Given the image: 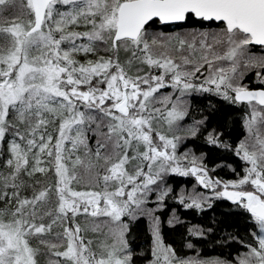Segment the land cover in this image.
<instances>
[{"label": "snow or ice", "instance_id": "1", "mask_svg": "<svg viewBox=\"0 0 264 264\" xmlns=\"http://www.w3.org/2000/svg\"><path fill=\"white\" fill-rule=\"evenodd\" d=\"M204 94L243 109L241 138ZM216 201L247 221L227 252L197 248L211 225L165 242ZM0 264H264V0H0Z\"/></svg>", "mask_w": 264, "mask_h": 264}, {"label": "trees", "instance_id": "2", "mask_svg": "<svg viewBox=\"0 0 264 264\" xmlns=\"http://www.w3.org/2000/svg\"><path fill=\"white\" fill-rule=\"evenodd\" d=\"M211 22H205L208 24ZM164 27H162L163 29ZM198 28L202 29L199 23L194 25H189L185 29ZM182 30V29H176ZM175 30V31H176ZM258 48V47H257ZM82 59V57H81ZM195 103L193 104V111L199 115V109H206L210 102L218 103L221 107V111L216 114L215 120H219L220 124L225 133L224 139L235 141L244 135V130L242 128L241 116L243 114V109L236 105H227L223 101H218L216 97L204 94L203 96H196L192 98ZM189 148H191L197 155L200 153H208L213 160H223L224 162L233 164L234 167L239 169L240 161L231 153H223L222 150H213L207 144L203 143L202 140H189L185 142ZM220 176L225 179H231L233 173L227 168L217 170ZM176 180H183L184 178H175ZM193 181H189L185 186L190 187ZM180 214L182 219L185 220V226H177L176 229L169 228L166 222L162 228L165 242L172 244L178 249L181 247L183 241L181 238V233L186 235L187 222L193 224L211 225L215 232L209 233V239L205 240L203 244L197 242V248L201 249L205 257H211L220 254L221 252H227L228 248H222L220 244L216 241L220 239H227L226 233H232L240 237L245 236V228L247 221L240 215L235 206H232L228 201H216L212 209H207L205 213L195 214L192 211L185 212L181 209ZM215 221V222H213ZM129 241L131 246L136 249L137 252L146 250L150 245V235L147 231L146 222L139 226H133L131 235L129 236ZM241 246L232 243L233 255H235L234 249L240 248ZM188 252L189 250L183 249ZM194 254V253H190ZM138 260H142L143 257H137Z\"/></svg>", "mask_w": 264, "mask_h": 264}, {"label": "rangeland", "instance_id": "3", "mask_svg": "<svg viewBox=\"0 0 264 264\" xmlns=\"http://www.w3.org/2000/svg\"><path fill=\"white\" fill-rule=\"evenodd\" d=\"M192 30L204 31V30H207V29H205V28H202V29L193 28V29H182V30H179V31H192ZM176 31H178V30H176ZM164 91H170V90H164ZM181 151H183V148L181 149Z\"/></svg>", "mask_w": 264, "mask_h": 264}, {"label": "flooded vegetation", "instance_id": "4", "mask_svg": "<svg viewBox=\"0 0 264 264\" xmlns=\"http://www.w3.org/2000/svg\"><path fill=\"white\" fill-rule=\"evenodd\" d=\"M164 27V26H161V28Z\"/></svg>", "mask_w": 264, "mask_h": 264}, {"label": "water", "instance_id": "5", "mask_svg": "<svg viewBox=\"0 0 264 264\" xmlns=\"http://www.w3.org/2000/svg\"><path fill=\"white\" fill-rule=\"evenodd\" d=\"M258 47V46H257Z\"/></svg>", "mask_w": 264, "mask_h": 264}]
</instances>
